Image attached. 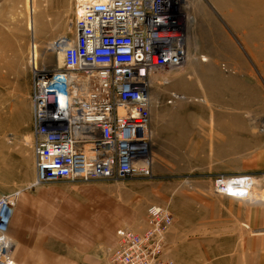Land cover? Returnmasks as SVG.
<instances>
[{
    "label": "rangeland",
    "instance_id": "rangeland-1",
    "mask_svg": "<svg viewBox=\"0 0 264 264\" xmlns=\"http://www.w3.org/2000/svg\"><path fill=\"white\" fill-rule=\"evenodd\" d=\"M182 6L186 60L155 72L148 92L149 175L33 186L16 149H33V78L60 66L50 45L72 37L75 3L0 0V196L23 189L13 210L21 194L48 192L15 229L51 248L46 264H110L117 230L140 231L150 204L173 216L172 264H264V0ZM220 176H249L250 195L218 193Z\"/></svg>",
    "mask_w": 264,
    "mask_h": 264
},
{
    "label": "built area",
    "instance_id": "built-area-1",
    "mask_svg": "<svg viewBox=\"0 0 264 264\" xmlns=\"http://www.w3.org/2000/svg\"><path fill=\"white\" fill-rule=\"evenodd\" d=\"M74 3L73 35L58 42L59 68L37 72L32 82L36 172L32 185L148 176L152 75L179 68L186 60L179 1ZM249 178L220 176L216 191L246 198ZM14 197L13 193L0 196V264L15 263L13 245L5 234L8 217L2 218ZM172 224L167 207L148 205L142 231L117 230L108 262L172 264L165 253Z\"/></svg>",
    "mask_w": 264,
    "mask_h": 264
},
{
    "label": "crops",
    "instance_id": "crops-1",
    "mask_svg": "<svg viewBox=\"0 0 264 264\" xmlns=\"http://www.w3.org/2000/svg\"><path fill=\"white\" fill-rule=\"evenodd\" d=\"M15 139H21V138L17 137ZM16 150H17L16 151L17 155L20 158V161H22L25 164V166L27 167V170L33 169V171H35L34 154H33V149L31 150V148H30V145L24 144V147H21V148L19 147ZM7 151H8L6 154L7 157L14 156V154H16V153H14V151H15L14 148L8 149ZM22 190L23 189H21L19 191L22 192ZM20 192H19V194H20ZM46 193H48V192H44V193L40 194L37 199L33 198L28 193H23L19 196V198L16 201L15 206L13 207V210H12V213L10 216L11 218L8 221L6 234L8 232V229L10 228L11 229L10 235L12 238H10L8 236V234H7V236L11 240L12 245H13V253H12L13 259H14V252L16 250L14 262L15 263L17 262V264H46L45 263L46 257L48 255L49 251L51 250V248H48L46 245H40V244L38 246H36L34 243V239H32L31 237H29V239H27L26 231H24L22 233V235H21V233H16V231H15V229L17 227L19 229L20 228L25 229L26 223L28 222L27 216L30 214V212L32 210H35V208L37 209L38 205H40V206L44 205L47 207L46 201H45L46 200L45 199ZM45 211L43 213L44 216H46ZM144 227H145V219H144V226L142 229H140V231H142L144 229ZM42 231L46 235V231L45 230H42ZM72 236L73 235H71V237ZM115 237H116V234H115ZM71 241L77 242L76 240H72V239H71ZM114 241H116V238ZM46 242H47V240H46ZM36 256L38 258H36Z\"/></svg>",
    "mask_w": 264,
    "mask_h": 264
},
{
    "label": "bare ground",
    "instance_id": "bare-ground-1",
    "mask_svg": "<svg viewBox=\"0 0 264 264\" xmlns=\"http://www.w3.org/2000/svg\"><path fill=\"white\" fill-rule=\"evenodd\" d=\"M179 1V8L180 7H182L183 8V6H182V3H183V1L184 0H178ZM72 31H73V28H72ZM51 46V50H53V51H57V52H60V50H59V47H60V45H59V43H57V44H54V45H50ZM60 55H61V53H60ZM60 63H61V61H60ZM59 67H57V69H58ZM150 160H151V158H150ZM247 183L251 186V184H252V180H247ZM256 183V182H255ZM228 185H229V181L228 180H226L225 181V186L226 187H228ZM250 186H249V188H250ZM251 191V190H250ZM254 193V192H253ZM15 196H17L15 193H13ZM250 195V194H249ZM15 200H16V197H14V199H11L10 201L11 202H13V203H15ZM13 206V205H12ZM12 206L10 205V204H7L6 205V209H9L10 210V212H8L7 213V211H6V209L4 210V213H3V216H2V218H4V220L5 219H7V217H8V221H9V219H10V216H11V211H12ZM7 216V217H6ZM8 221H7V224H8ZM7 239V238H6ZM8 240V239H7ZM9 241V240H8ZM11 242V241H10ZM12 243V242H11Z\"/></svg>",
    "mask_w": 264,
    "mask_h": 264
}]
</instances>
